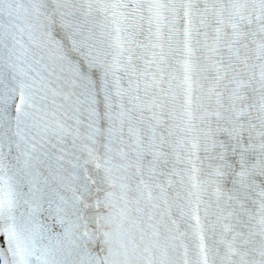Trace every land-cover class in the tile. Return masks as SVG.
Listing matches in <instances>:
<instances>
[{
	"label": "snow or ice",
	"instance_id": "snow-or-ice-1",
	"mask_svg": "<svg viewBox=\"0 0 264 264\" xmlns=\"http://www.w3.org/2000/svg\"><path fill=\"white\" fill-rule=\"evenodd\" d=\"M0 264H264V0H0Z\"/></svg>",
	"mask_w": 264,
	"mask_h": 264
}]
</instances>
